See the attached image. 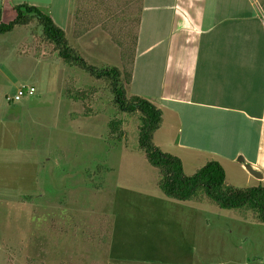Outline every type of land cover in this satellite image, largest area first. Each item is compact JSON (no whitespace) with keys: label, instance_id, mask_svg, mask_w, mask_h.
Here are the masks:
<instances>
[{"label":"rangeland","instance_id":"1","mask_svg":"<svg viewBox=\"0 0 264 264\" xmlns=\"http://www.w3.org/2000/svg\"><path fill=\"white\" fill-rule=\"evenodd\" d=\"M14 17L5 14L4 23ZM73 33L71 43L81 38ZM104 38L102 53L83 41L77 52L93 67L122 70L121 50ZM43 39L36 22L0 35V59L20 57L7 72L4 102L13 113L23 110L0 128L9 150L0 159V264H264V224L203 201L164 198L137 124L118 110L109 81L66 64ZM23 86L35 94L9 101ZM112 120L122 121L121 140L111 134Z\"/></svg>","mask_w":264,"mask_h":264},{"label":"crops","instance_id":"2","mask_svg":"<svg viewBox=\"0 0 264 264\" xmlns=\"http://www.w3.org/2000/svg\"><path fill=\"white\" fill-rule=\"evenodd\" d=\"M78 1L0 0V11L2 19L11 13L15 19V6L39 7L67 36L74 32ZM122 4L123 0H116L113 7ZM101 12L104 14L103 9ZM57 17L62 18L64 26ZM89 36L91 44L85 42ZM104 37L117 47L101 27L73 43L68 36L67 40L76 50L83 41L84 48H99L102 53ZM3 47L0 44V49ZM17 49L23 56V41ZM2 58L0 128L23 116V110L13 113L4 102V89L11 84L7 72L11 74L17 68L9 67L20 57ZM139 62L143 68L138 74ZM134 66L132 95L150 100L163 113L162 126L154 135L160 150L180 158L184 169L188 162V170L193 173L207 162L218 160L230 185L264 186V0H165L149 7L144 4ZM156 66H160V73L154 82L151 74ZM1 144L0 140V159L6 160L9 150ZM246 164L261 171L263 178L250 174Z\"/></svg>","mask_w":264,"mask_h":264},{"label":"trees","instance_id":"3","mask_svg":"<svg viewBox=\"0 0 264 264\" xmlns=\"http://www.w3.org/2000/svg\"><path fill=\"white\" fill-rule=\"evenodd\" d=\"M114 1L116 2L79 0L73 35L79 38L90 29L101 27L121 50L122 70L116 67L100 69L89 65L77 50L69 45L65 30L36 6L29 4L15 6L16 18L9 23L3 22L0 11V35L36 22L43 28V40L66 64L81 68L96 79L108 80L118 110L137 124L139 148L145 153L149 164L157 169L160 178L158 187L164 198L183 203L203 201L222 210H235L243 220L264 224V186L239 188L230 185L225 168L218 160H211L193 175H187L180 158L163 152L155 145L154 135L162 126V110L144 97L138 95L127 97L126 92V86L131 83L133 76L143 0L135 2L123 0V4L117 5L118 7H113ZM101 9L104 10V14ZM123 24L129 25L123 29ZM121 125V120H112L109 124L111 134L117 135L119 140L125 135L124 130H119ZM29 262L34 264V261Z\"/></svg>","mask_w":264,"mask_h":264},{"label":"built area","instance_id":"4","mask_svg":"<svg viewBox=\"0 0 264 264\" xmlns=\"http://www.w3.org/2000/svg\"><path fill=\"white\" fill-rule=\"evenodd\" d=\"M36 92L34 87L23 86L19 89L18 93L15 94L14 99L8 98L9 101H19L25 96H33Z\"/></svg>","mask_w":264,"mask_h":264},{"label":"water","instance_id":"5","mask_svg":"<svg viewBox=\"0 0 264 264\" xmlns=\"http://www.w3.org/2000/svg\"><path fill=\"white\" fill-rule=\"evenodd\" d=\"M241 162L244 163V160L243 159H240ZM245 168L247 169V171L252 174L254 177L256 178H263V173L255 168H253V166L249 165V164H246L245 165Z\"/></svg>","mask_w":264,"mask_h":264}]
</instances>
